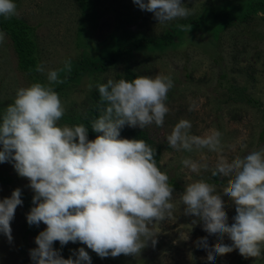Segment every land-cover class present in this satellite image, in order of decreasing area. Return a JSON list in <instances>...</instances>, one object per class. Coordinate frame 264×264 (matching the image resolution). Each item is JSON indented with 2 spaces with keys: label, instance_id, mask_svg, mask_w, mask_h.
Segmentation results:
<instances>
[{
  "label": "clouds",
  "instance_id": "clouds-1",
  "mask_svg": "<svg viewBox=\"0 0 264 264\" xmlns=\"http://www.w3.org/2000/svg\"><path fill=\"white\" fill-rule=\"evenodd\" d=\"M141 10L154 14L164 25L177 18H187L192 8L182 0H133ZM18 15L14 0H0V16ZM264 16V12L258 13ZM6 33L0 31V43ZM36 71L43 73L42 64ZM60 70H49V84L32 83L17 89L14 102L0 117V163L14 162L17 174L29 180L34 191L33 207L27 223L47 227L35 237L37 247L30 250L34 264H91L83 247L63 258L53 244L61 246L79 241L99 257L137 255L157 243L155 224L173 217V186L169 176L157 166L156 149L143 139H121L125 126L145 128L155 123L162 127L169 112L167 94L173 87L170 76H139L131 81L107 80L97 85L100 112L91 123L96 133L88 139V127L60 125L66 108L52 83ZM92 85H89L91 89ZM192 124L180 119L167 136L168 145L176 151L207 149L220 153L212 176L228 177L223 194L203 179L185 186L180 195L184 215L203 222V230L216 235L210 246L207 237L198 238L196 246L207 252V260L234 250L245 259L261 258L264 252V148L231 161L222 155V133L211 129L202 136L191 134ZM181 163L194 173L208 165L190 157ZM21 189L0 200V233L12 241L11 221L21 206ZM227 197L236 215L229 224L225 209ZM155 221V223H154ZM232 242L225 244L223 237Z\"/></svg>",
  "mask_w": 264,
  "mask_h": 264
},
{
  "label": "rangeland",
  "instance_id": "rangeland-1",
  "mask_svg": "<svg viewBox=\"0 0 264 264\" xmlns=\"http://www.w3.org/2000/svg\"><path fill=\"white\" fill-rule=\"evenodd\" d=\"M250 1L264 3V0H182L186 7L192 8V14L161 25L153 13L141 10L133 0H86L87 8L80 0H14L17 16L34 29L39 47L38 65L42 64L45 71L34 76L23 73L12 41L5 36L0 43V117L14 102L17 89L36 82L49 84V70H60L58 79L63 81L74 71L75 62L83 57L97 59L109 47L136 39L162 37L174 25L200 21L211 13H223L234 21L244 16ZM257 14L246 21L236 19L232 26L211 20L199 29H188L167 49H138L121 57L107 72L90 68L58 93L66 108L59 124L74 126L81 124L82 117L95 104L93 93L97 85L109 79H124L127 68L140 76L168 75L173 81L167 94L169 112L163 126L153 123L142 129L161 148L159 168L167 173L174 189L173 217L152 226L157 243L153 246L149 240L147 247L135 256L101 258L79 241L61 246L64 253L73 256L74 251L83 247L91 257V264H237L243 258L237 249L215 255L213 261H208V252L198 248L196 241L207 237L212 246L218 237L205 232L202 221L193 225L196 217L184 215L180 200L185 186L200 179L214 184L217 193L223 194L229 178L212 176L221 154L207 149L176 151L168 145L167 136L180 119H187L192 124L193 135L202 136L211 129L220 131L222 155L229 161L264 148V16ZM61 85L52 83L51 87ZM186 157L206 163L207 170L192 172L181 163ZM13 163H0V200L10 197L16 188L33 198L35 193L29 187V180L17 174ZM3 178L10 179L11 183L4 184ZM222 199L231 224L236 215L235 206L226 196ZM26 215L22 203L11 221V242L0 233V264H34L30 250L37 247L36 234L47 226L41 222L30 231ZM223 240L225 244L232 243L227 236ZM54 243L60 245L59 241ZM246 264H264V252L261 258H247Z\"/></svg>",
  "mask_w": 264,
  "mask_h": 264
},
{
  "label": "trees",
  "instance_id": "trees-1",
  "mask_svg": "<svg viewBox=\"0 0 264 264\" xmlns=\"http://www.w3.org/2000/svg\"><path fill=\"white\" fill-rule=\"evenodd\" d=\"M80 2L85 5V8L89 7V5L85 4L86 0H80ZM260 11H264V3L250 1L244 16L241 18L237 17L236 19L246 21L251 17L252 14H257ZM211 20H221L227 26H232L235 21H230L229 17H227V15L224 16L223 13H211L200 21H186L174 25L162 37L136 39L131 42L122 43L118 46L109 47L97 59L83 57L80 61L75 62L74 71L71 74L65 76V79L63 80L60 87L53 89L57 93L61 92L70 83L89 72L90 68H92L93 71L107 72L112 66L118 63L121 57L131 55L138 49L145 47L152 49H167L175 45L176 39L179 36H183L186 30L199 29L203 25L208 24ZM0 29L5 32L12 41V45L18 56L19 69L28 76H34L37 73L36 66L39 62V47L35 39L34 29L27 22L20 19L17 15L10 19H5L3 16H0ZM139 76V74L130 68H127L124 73V79L129 81ZM121 78L122 77H120V79ZM93 99L95 104L82 117L81 122V124H84L86 127H88L89 140H94L98 135H101V133H96L91 128L92 121L98 118L101 114L100 108L102 106L100 104V95L98 89L93 93ZM119 138L145 140L150 146L156 149L155 159L157 161V166H160L162 150L161 148L155 146L153 140L146 131L125 125L120 130ZM2 181L7 185L11 183V180L7 178H3ZM21 199L23 201L24 208L26 209L27 213H29L30 209L34 206L32 203V196L22 193ZM34 226L35 225H29L30 231L34 229ZM38 234L39 233L36 235ZM53 247L54 249L59 250L60 253L64 254L66 258H69L70 256L73 258L71 253L63 252L61 245L54 243ZM246 261L247 259L243 257L239 262H237V264H246Z\"/></svg>",
  "mask_w": 264,
  "mask_h": 264
}]
</instances>
